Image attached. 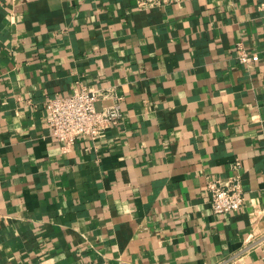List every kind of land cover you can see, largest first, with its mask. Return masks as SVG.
I'll return each mask as SVG.
<instances>
[{"label":"crops","instance_id":"obj_1","mask_svg":"<svg viewBox=\"0 0 264 264\" xmlns=\"http://www.w3.org/2000/svg\"><path fill=\"white\" fill-rule=\"evenodd\" d=\"M83 86L122 120L64 151L44 100ZM0 264H264L259 0H0Z\"/></svg>","mask_w":264,"mask_h":264},{"label":"built area","instance_id":"obj_2","mask_svg":"<svg viewBox=\"0 0 264 264\" xmlns=\"http://www.w3.org/2000/svg\"><path fill=\"white\" fill-rule=\"evenodd\" d=\"M161 0H137L139 8L154 7ZM259 8L264 12V0H259ZM236 58L239 63L251 65L258 60L255 52H249L241 41L236 43ZM109 98V104L98 108L100 99ZM49 133L68 150L80 135L102 138L108 130L122 120L120 97L114 93L83 86L72 94L52 96L44 100ZM236 166L238 163L235 164ZM210 192V208L213 213L224 214L240 209L244 195L239 175H231L227 180L207 182Z\"/></svg>","mask_w":264,"mask_h":264}]
</instances>
